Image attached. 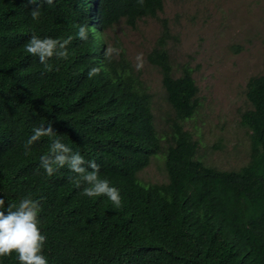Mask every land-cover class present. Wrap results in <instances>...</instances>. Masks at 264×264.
I'll return each instance as SVG.
<instances>
[{
  "label": "trees",
  "instance_id": "trees-1",
  "mask_svg": "<svg viewBox=\"0 0 264 264\" xmlns=\"http://www.w3.org/2000/svg\"><path fill=\"white\" fill-rule=\"evenodd\" d=\"M38 6L42 15L33 20ZM163 8L164 0H0V197L6 204L28 194L43 198L49 264H264V74L249 78L252 107L241 114L249 160L223 169L199 157L200 142L185 129L201 105L199 86L189 67L174 74L167 20L147 55L175 113L165 138L153 94L118 41L104 58L107 29L122 20L136 27ZM81 23L92 27L87 41L75 38ZM33 32L72 35L68 59L52 57L45 69L24 50ZM93 66L101 71L88 78ZM48 121L65 143L97 161L99 176L120 190L119 210L106 197L84 196L66 166L52 176L38 167L48 137L25 152L33 126ZM159 154L167 181L144 182L140 172ZM0 264L18 261L13 254Z\"/></svg>",
  "mask_w": 264,
  "mask_h": 264
},
{
  "label": "rangeland",
  "instance_id": "rangeland-1",
  "mask_svg": "<svg viewBox=\"0 0 264 264\" xmlns=\"http://www.w3.org/2000/svg\"><path fill=\"white\" fill-rule=\"evenodd\" d=\"M163 20L170 28L167 46L175 76L189 67L199 86L201 105L184 122L200 142L199 157L218 168L242 167L250 149L249 131L241 123V114L252 107L247 82L264 74V0H164L157 18L141 19L136 27L122 20L106 30L108 48L118 41L134 65L142 54L141 75L153 94L155 123L165 138L175 113L160 69L147 59ZM139 175L147 183L167 181L163 154Z\"/></svg>",
  "mask_w": 264,
  "mask_h": 264
},
{
  "label": "clouds",
  "instance_id": "clouds-1",
  "mask_svg": "<svg viewBox=\"0 0 264 264\" xmlns=\"http://www.w3.org/2000/svg\"><path fill=\"white\" fill-rule=\"evenodd\" d=\"M37 3V0H30ZM47 5H52L55 0H43ZM143 3V0H137ZM41 7L31 10L33 20H38L41 15ZM92 27L87 23H81L75 32V38L87 41ZM69 35L64 39L41 37L35 32L24 44L26 53L38 58L45 69H50L49 60L55 57L58 60H67L69 57L68 45L73 40ZM115 49L104 50V58L108 59ZM137 63L134 67L142 69V54L136 56ZM101 71L99 66L90 67L87 77L92 78ZM42 137L49 138V149L47 154L39 157V168L44 170L47 176H52L59 168L67 167L74 174L76 185L81 188L86 197H106L112 203V208L119 210L122 206L120 190L106 178L99 176L100 165L96 160H87L80 151L74 150L69 144L56 134L51 121L41 122L33 126L31 134L24 142L25 152L31 151V146ZM5 192V191H4ZM7 193V192H6ZM8 195V193H7ZM42 197L33 198L31 194L24 195L18 199L0 197V260L15 254L18 264H49V258L45 254L47 236L42 230L40 213L42 211Z\"/></svg>",
  "mask_w": 264,
  "mask_h": 264
}]
</instances>
